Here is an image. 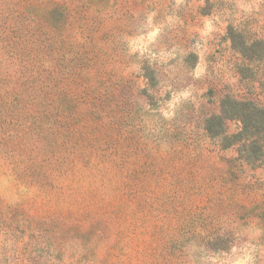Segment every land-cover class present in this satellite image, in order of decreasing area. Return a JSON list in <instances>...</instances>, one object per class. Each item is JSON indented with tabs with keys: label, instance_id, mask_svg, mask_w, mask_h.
Wrapping results in <instances>:
<instances>
[{
	"label": "rangeland",
	"instance_id": "1",
	"mask_svg": "<svg viewBox=\"0 0 264 264\" xmlns=\"http://www.w3.org/2000/svg\"><path fill=\"white\" fill-rule=\"evenodd\" d=\"M230 29L264 0H0V264H264V165L203 132L264 103Z\"/></svg>",
	"mask_w": 264,
	"mask_h": 264
},
{
	"label": "trees",
	"instance_id": "2",
	"mask_svg": "<svg viewBox=\"0 0 264 264\" xmlns=\"http://www.w3.org/2000/svg\"><path fill=\"white\" fill-rule=\"evenodd\" d=\"M231 48L240 53L246 66L240 71L246 73L264 65V39L246 36L241 29H230ZM248 74V73H247ZM251 78L252 75L250 74ZM249 75L247 77L250 78ZM264 94V81H260ZM236 123L234 132L229 131L228 124ZM205 136L217 142L221 149L234 148L237 159L251 168L264 165V103L253 100L222 99L219 113L206 118L203 125Z\"/></svg>",
	"mask_w": 264,
	"mask_h": 264
}]
</instances>
